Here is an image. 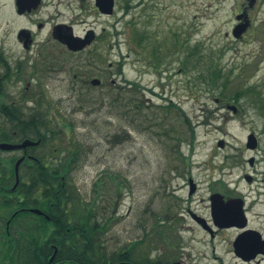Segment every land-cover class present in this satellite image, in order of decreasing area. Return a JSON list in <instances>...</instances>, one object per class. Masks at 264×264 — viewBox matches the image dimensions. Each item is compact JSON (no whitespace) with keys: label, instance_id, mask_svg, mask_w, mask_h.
<instances>
[{"label":"rangeland","instance_id":"obj_1","mask_svg":"<svg viewBox=\"0 0 264 264\" xmlns=\"http://www.w3.org/2000/svg\"><path fill=\"white\" fill-rule=\"evenodd\" d=\"M239 1L115 0L107 17L93 0H62L47 9L62 14L49 23L18 17L12 0H0V48L9 62L21 54L25 61L20 28L36 33L38 44L54 22L76 35H98L92 49L68 56L65 74L41 81L46 91L55 89L39 109L52 164L78 152L69 180L102 223L111 219L101 239L107 255L115 244L142 240V256L164 264H264V254L247 261L234 254L243 229L216 228L209 201L215 193L241 199L245 229L264 239V49L256 18L243 42L231 36ZM95 52L93 71L80 65ZM86 72L101 84L85 99L62 93L68 87L53 81L63 77L74 87ZM11 85L13 94L9 86L4 92L14 99L0 101L16 102L9 111L27 122L40 100L38 83L26 76ZM4 125L10 129L11 121ZM250 134L253 150L246 146Z\"/></svg>","mask_w":264,"mask_h":264},{"label":"flooded vegetation","instance_id":"obj_2","mask_svg":"<svg viewBox=\"0 0 264 264\" xmlns=\"http://www.w3.org/2000/svg\"><path fill=\"white\" fill-rule=\"evenodd\" d=\"M60 2L62 0H12V10L18 17H37L41 21L50 23L60 18L62 14L57 11L52 14L47 9L60 4ZM93 3L96 13L107 17L113 15L114 11L110 14L102 13L100 7L97 5V0H93ZM263 6L264 0H240L236 3L233 12L234 23L231 29V36L235 41L243 42L245 40L248 33L253 29L254 18H256L257 21H260V28L256 29V33L261 37L260 49H264V40H262V32L264 35V18H259V13ZM253 12L255 13L254 16H252ZM262 13L264 14V10ZM34 24L38 29H42L43 27V24L40 22ZM71 28V26H67L61 22L51 23L47 39L43 40L44 42H39V44L36 41V33L34 34L26 28H20L17 31L16 40L21 44L22 49H24L26 57H23V60L25 61H20V58L23 56L21 54L22 56L17 57L16 61L13 63L9 62L6 56H4L3 49L0 48V96L4 95L8 100L9 98L13 100V96L7 95L6 90L4 92L3 86H9L10 88H7L10 90L8 94H13L11 87L15 85L11 84L22 81L26 76L30 77L34 83H38L39 91L36 93L40 95V100L36 101V108L30 110V114H35L27 116V118H30L27 122L21 120L23 114L20 115L19 112L9 111L8 106L15 107L17 106L16 102L3 105L0 101V144L19 145L26 140L32 142L39 141L37 145H30L26 148L13 150L0 149V264L20 263L16 256L15 260H8L6 258L7 252L10 245L15 246L23 240L27 241L29 233H31L29 235L31 241H39L40 234L33 232L34 229H45L46 232L43 234V240L46 241L49 238V229L51 226L56 225L55 220L57 219L56 215L52 212L48 194L47 188H49V182L50 180L59 181L60 187L65 189L67 181L72 178L73 170H67L65 166L66 160L59 159L55 165L50 160V152L45 148L47 142L50 141L48 136L50 130L46 122L43 121L44 112L39 109L42 107L41 102L43 100L47 101L52 98L51 90L55 89L52 87L50 91H46L43 87L44 81L45 85L48 83L49 75L51 73L54 75L65 74L66 69L69 68L66 66L68 65V56H80L87 49H92V45L99 41L98 35L96 36L91 30L86 31L83 36H80L74 34ZM68 29L70 34L72 33L75 37L80 39L86 38V45L81 47L80 50L73 51L63 43L61 36L65 35ZM96 52L86 58L85 61H81L80 65L93 71L96 68L94 63V54ZM73 64L75 65L76 62L73 61ZM113 66V63H109L107 69H112ZM77 77L78 75L74 74L73 78L77 79ZM79 77L74 87L69 85L70 83L67 84L65 82L66 79L63 77L53 79V81L65 84L68 87L62 93L68 92V96H72V92L74 91L76 92L75 95L81 99H85L89 97L88 94L95 91L99 86V84H93V80L98 78L94 76L93 72L91 74L88 72L84 74L80 73ZM30 86L29 82L25 85L27 90L30 89ZM79 86L81 88L76 89ZM17 93L19 95L21 91L19 90ZM43 94L46 95L44 99H42ZM34 118L36 119L35 121ZM4 121L7 123L11 121L10 129L5 128ZM34 123H37V125H34ZM54 152H57V149ZM20 159L22 161L18 167V185L15 190L9 191L8 189L12 188L15 183L14 167ZM57 165L62 171L59 174L51 173V167ZM209 201L211 202V196ZM61 208L63 209L62 214H65L64 201L61 203ZM108 222H111L110 218H108ZM212 222L216 227L213 218ZM208 230L212 235L213 232L210 229ZM247 249L254 250L253 246L247 247ZM134 252L137 255H134ZM56 253L54 255L53 251L54 256L48 257V263L54 260ZM110 254L113 259L110 264H135L134 262L142 264V261H146V256H142V240H140L139 245L135 246L131 244L118 246L115 244L110 250ZM236 256L239 257L238 255ZM239 258L242 259L241 257Z\"/></svg>","mask_w":264,"mask_h":264},{"label":"trees","instance_id":"obj_3","mask_svg":"<svg viewBox=\"0 0 264 264\" xmlns=\"http://www.w3.org/2000/svg\"><path fill=\"white\" fill-rule=\"evenodd\" d=\"M212 82L214 80L210 79V83ZM77 157H79L78 152L70 151L66 168L74 165ZM61 171L58 165L51 167V173L59 174ZM47 189L52 212L57 217L56 225L49 229V238L43 240L45 229H34L33 232L40 234V240L31 241L29 236L31 233H29L27 241L23 240L15 246L10 245L6 258L13 261L16 256L19 264H110L113 260L112 256L109 253L107 255L101 241L109 225L108 218L102 223L98 218L99 213L94 211L92 205L83 204L72 180L67 181L65 189L60 187L59 181L50 180ZM8 190L11 191L10 188ZM62 201L65 203V214H62ZM54 247L57 249L56 256L48 263V257L53 255ZM142 264L164 263L159 258L146 257V261H142Z\"/></svg>","mask_w":264,"mask_h":264},{"label":"water","instance_id":"obj_4","mask_svg":"<svg viewBox=\"0 0 264 264\" xmlns=\"http://www.w3.org/2000/svg\"><path fill=\"white\" fill-rule=\"evenodd\" d=\"M113 0H97V5L100 7V11L105 14L112 13L113 10ZM69 32V29H68ZM63 43L71 50L76 51L80 50L81 47L86 45L85 40H81L79 38H76L72 36L70 33H66L65 35L61 36ZM80 41V42H79ZM94 85L100 84V81L97 79L93 80ZM39 141L32 142V141H24L21 144H6L1 143L0 149L1 150H13V149H20V148H26L30 145H37ZM257 145L256 138L253 134H250L247 137V144L246 146L249 149H255ZM22 159H20L15 167H14V173H15V183L10 188L11 190H15L18 185V167L21 163ZM190 187H191V193L194 191V184L190 180ZM211 213L214 223L218 227H229V226H236L238 228H244L246 226V217L243 213V201L241 199L236 198H226L222 197L220 194H214L211 197ZM37 212V211H36ZM199 222L203 225V222L199 220ZM254 231L246 230L242 234H240L233 246H234V252L243 258L244 260H250L254 258L257 254H260L264 251V239L259 240V237H254L251 235ZM253 246L254 250H244L246 247ZM253 250V251H252ZM56 253V249L54 250V255ZM53 255V256H54ZM52 256V258H53Z\"/></svg>","mask_w":264,"mask_h":264},{"label":"bare ground","instance_id":"obj_5","mask_svg":"<svg viewBox=\"0 0 264 264\" xmlns=\"http://www.w3.org/2000/svg\"><path fill=\"white\" fill-rule=\"evenodd\" d=\"M169 106H172V104H169Z\"/></svg>","mask_w":264,"mask_h":264}]
</instances>
